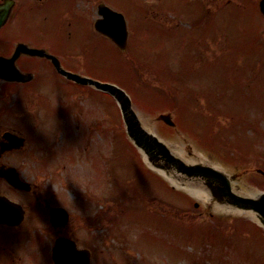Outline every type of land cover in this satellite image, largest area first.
Segmentation results:
<instances>
[{"label":"rangeland","instance_id":"374dc122","mask_svg":"<svg viewBox=\"0 0 264 264\" xmlns=\"http://www.w3.org/2000/svg\"><path fill=\"white\" fill-rule=\"evenodd\" d=\"M93 1L125 17V52L92 30L95 5L79 9L75 17L65 8L50 14L47 6L22 13L20 8L21 16L13 17L20 26L5 27L0 45L6 34V42L44 48L70 70L125 89L142 126L176 157L221 169L240 196L264 192V21L253 14L251 4ZM78 15L82 28L87 24V38L79 26L67 25ZM32 60L38 63L40 86L34 92L24 85L19 93L14 90L19 86L0 81V112L8 113L1 126L25 125L27 155L39 150L41 166L26 159L22 173L42 184L49 207L67 210L77 234L89 236L87 220L98 212L102 216L92 225L93 235L109 245L120 264L122 259L133 264H264V229L255 219L213 202L202 181L182 176V186L172 192L162 175L165 182L142 165L143 155L129 144L110 95L91 86L74 88L44 60ZM71 101L75 108L63 113ZM168 113L174 128L157 121ZM1 192L25 204L31 200L6 187ZM41 213L44 221L29 217L20 228L50 232L48 211ZM22 233L0 226V264H34Z\"/></svg>","mask_w":264,"mask_h":264},{"label":"flooded vegetation","instance_id":"af4514ba","mask_svg":"<svg viewBox=\"0 0 264 264\" xmlns=\"http://www.w3.org/2000/svg\"><path fill=\"white\" fill-rule=\"evenodd\" d=\"M231 0H228V2H230ZM259 1L260 0H251V6L252 9L257 13H259ZM236 5L240 4L241 7L245 8L248 3L246 4V0H237L235 1ZM6 4L8 3V5H11V9H10V15L9 18L7 19V21L5 22L4 26L0 29V32L7 27L9 24H11V26L14 24L16 25V28H18L21 24L20 20H17L16 18L14 19L13 17L18 16L20 13H18L20 11L21 8V13L23 10L28 9V10H36L35 8H39L41 6H47V10L50 12H59L61 10H68V11H64L66 12V14H70V12L73 14L71 16L75 17L77 15L78 10H84L85 8H87L89 5H95L98 6L99 3H94L93 0H21L20 6L19 4V0H0V4ZM15 7H16V11H15ZM33 8V9H32ZM65 8V9H64ZM98 7H96L97 9ZM77 10V11H76ZM70 11V12H69ZM76 11V13H75ZM63 12V13H64ZM21 14L18 16L20 17ZM71 17L72 19H70L67 24L69 26L71 25H75V26H79L80 29H83V33H85V37L87 38L86 34H87V24L85 23V26L82 28V21L81 19L83 17L78 15V18H76L77 20H75V18ZM14 25L12 27H14ZM6 35V34H5ZM4 36H1V40L2 43L0 45V57H4V58H9L14 54V51L17 47L18 44L23 43V42H13V41H9L7 40L6 42V38ZM82 37V46H85V40ZM28 46V45H27ZM31 47V46H29ZM31 48H37L36 46H32ZM54 55V54H53ZM58 56V55H56ZM36 57H30L27 54H20L19 57L17 58L16 62H15V67L17 68V70L20 73L23 74H29L31 75V80L29 82L26 83H21V82H8L5 80H2L0 78V81H2V83L4 84V86L6 85H11V84H15L17 86H19V88H14V90L19 91V93H21L23 91V87L24 85L29 86V90L34 92L36 89L40 88L39 86V73L38 71H36L38 69V63H36L34 59ZM58 58L60 59V64L62 65V67L69 71V72H73L76 74L81 75V70H70L64 63V61L58 56ZM23 59L21 62L20 60ZM37 59H42L44 61H42L44 64L50 66V70H53L52 73L54 75H56L57 78H59L61 80H64L63 82L66 84H70L72 85L74 88H80V87H84L81 86L75 82H73L72 80L67 79L65 76H63L62 74H60L59 72H57L55 70V68L52 65V62L46 58H37ZM52 65V66H51ZM52 68V69H51ZM35 74H37V76H35ZM6 75H9V73H6ZM37 84H36V82ZM49 88V87H46ZM51 90L54 91V88H51ZM44 103H49L50 101L47 100H43ZM70 103V101H68ZM72 102V101H71ZM2 103H0L1 106ZM75 105L73 102L72 104H70V107H66V109L63 111V113L68 112L70 109H74ZM68 108V109H67ZM8 115L7 112H5V115H2V112H0V120L6 118ZM11 117V116H10ZM17 125H11V126H1V122H0V147H6L5 150L3 152L0 153V169L2 170H13L19 180L26 182L29 187L30 190L29 191H24V190H19V189H15L13 186L9 185L7 183V181L3 178L0 177V196H5L7 198H9L11 201L19 203L23 209H24V219L21 222V224H19L18 226H14V227H10V226H5V225H0L1 227H7L10 228L11 230H15V231H21L22 233V241L26 242L28 245H30L31 247V251L29 252V255H33L35 258L34 264H54L53 260H52V252H53V247L56 243V241L58 239H67L72 241L75 244V248L76 250H79V252H83V256H82V260L85 259L87 261V257H89L88 260V264H120L118 261L114 260L112 258V256L110 255L111 250L109 249V245H104L102 244V240L101 238H95L93 233H94V229L93 226L98 220L99 218L102 216V213H95L94 215H92V217H90V219L88 218V225L90 226V231L91 233L89 234V236L83 235L80 236L79 234H77L78 228L75 227V224L71 226V216L69 214V219L67 224L64 227H55L52 225V223H50V219H49V213L50 210L52 208L55 207H49V203H48V199L43 197L42 193H43V186L42 184L39 183H35L32 180H29L27 176H24L22 173V169L27 166V162L26 159L30 160L33 162V166H41L40 164V160L38 159V155L40 154L39 150H34L33 153L32 151L29 154V157L27 155V143L28 138L24 135L23 131L24 129L27 131L26 128H24L25 125H20V123H16ZM23 126V127H22ZM24 128V129H23ZM6 134H10L12 136V138H22L25 140L24 145L22 147L18 148H14V142H6L3 138L4 135ZM41 154H43V152H41ZM45 158V157H44ZM13 159H15L16 163H13ZM33 179V178H32ZM34 180V179H33ZM7 188L9 189L12 193L14 194H24V195H29L31 196V200L25 204L21 201L15 200L12 198H10L9 196H7L6 194H4L2 191V188ZM81 201L84 203L85 198L82 195L81 197ZM43 199V201H42ZM46 209L48 211V222L50 225V232L45 233L44 231L40 230V229H34V228H25L21 229V225L24 224L25 220L29 217H32L33 219H35V221H44L45 219V215L43 217V213H41V209ZM31 213L29 215V212ZM43 219V220H42ZM107 219L110 221L111 217L107 216ZM87 228V225H86ZM48 231V230H47ZM43 234V235H42ZM42 235V237H41ZM21 241V240H20ZM74 247V245H73ZM127 249H120V251L124 252ZM78 251H76V253H74V256L76 258H78V256L81 254ZM67 254V253H66ZM37 255V256H36ZM68 255V254H67ZM34 260V259H31ZM122 264H133L132 261H129L128 259H122L121 261ZM137 264V263H136ZM139 264H142V262H140Z\"/></svg>","mask_w":264,"mask_h":264},{"label":"water","instance_id":"95a60500","mask_svg":"<svg viewBox=\"0 0 264 264\" xmlns=\"http://www.w3.org/2000/svg\"><path fill=\"white\" fill-rule=\"evenodd\" d=\"M6 8L7 7H5L4 13H1L0 6V26L3 24L8 14ZM260 8L264 14V0L261 1ZM98 10L99 15L102 16V19L96 21V30L109 37L120 47V49H124L127 39V30L123 16L104 5H100ZM20 53H28L38 56L44 55V51L42 50L29 49L24 45H19L16 49L15 56L10 60L0 58L1 72L11 73L8 69V65L13 64V61ZM4 62H7V64L4 65ZM11 74L13 75V73ZM66 74L80 82L95 84L97 87L105 92L110 93L116 98L120 105L121 114L128 136L134 142L135 146L140 148L146 154L149 162H151L155 168L169 169L170 167H173L178 173L183 174L188 178H201L205 180V184L211 188L213 195L216 196L220 202H224L222 199L225 198L228 204L238 209L256 213L260 223L262 226H264V194L256 199H252L236 196L235 194L231 193L229 182L221 172L208 166L186 165L181 160L174 157L168 148L160 140H158L155 135L144 130L136 114L131 108V102L128 96L121 89L108 84H99L87 79L79 80L74 75L69 73ZM157 120L162 121L170 127H174V123L171 120V116L169 114L160 115ZM4 139L9 142L14 141L17 148L23 144V139L12 138V136L9 134H6ZM4 149L5 147L1 146L0 153L3 152ZM159 161H162L163 163L161 164ZM0 177L4 178L11 186L16 189H23L26 191L29 190V185L20 181L13 170L0 169ZM214 182L221 185V187L217 188L216 191L211 186L214 184ZM23 216L24 212L18 204L12 203L7 198L0 196V224H7L11 226L18 225L23 220ZM67 220L68 214L64 209L53 208L50 210V222L53 226H64L67 223ZM73 245L74 244L67 239H58L53 248L54 264H86L85 259V261L81 262V254L78 256V258L74 256L76 249L75 246L73 247Z\"/></svg>","mask_w":264,"mask_h":264},{"label":"bare ground","instance_id":"6f19581e","mask_svg":"<svg viewBox=\"0 0 264 264\" xmlns=\"http://www.w3.org/2000/svg\"><path fill=\"white\" fill-rule=\"evenodd\" d=\"M161 172L164 173L163 171H161ZM168 175L171 176V177H169V179H170L171 181H173V182L176 183L177 185L181 184V181L183 180L182 177L177 176L175 179L178 180V181H175V180L172 179V178L174 177L172 174H168ZM189 189H191V191H192L193 193H196L197 195H200L201 193H204L203 191H200V190H195V189H192V188H189ZM206 197H207V195H206ZM249 215H250L251 218H253V219L256 220V216H255V214L249 213Z\"/></svg>","mask_w":264,"mask_h":264}]
</instances>
